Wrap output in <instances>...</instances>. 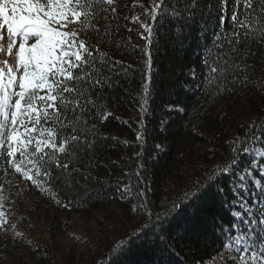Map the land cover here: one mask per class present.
<instances>
[{
  "label": "trees",
  "instance_id": "16d2710c",
  "mask_svg": "<svg viewBox=\"0 0 264 264\" xmlns=\"http://www.w3.org/2000/svg\"><path fill=\"white\" fill-rule=\"evenodd\" d=\"M159 2L118 0L119 19L111 21L112 35L100 50L119 63L115 72L106 73L110 85L89 89L96 107L82 117L84 132L77 134L88 144L74 146L68 169H75L74 174L44 184L55 199L27 181L36 191L35 211L45 206L49 236L42 238L44 243H29L14 235L9 254L0 252V264L7 256L18 258L12 264H31L24 254L34 264H209L239 231L248 229L244 209L255 207V197H261L254 181L241 182L248 169L261 176L251 151L239 155V163L216 183L204 185L209 175L230 166L234 140L240 138L251 150L264 145V140L247 139L252 124L264 131V18L253 38L236 45L238 55L224 38L232 25L230 20L219 23L217 0H199L195 20L170 15L184 10V0H167V12L153 21L144 10ZM137 15L140 20L133 21ZM141 23L154 24L150 45L141 38ZM217 34L221 40L216 45L222 46L214 45ZM94 35L81 38L96 44ZM145 51L151 53L150 68ZM218 57L233 67L213 72ZM105 114L110 115L102 119ZM70 134L71 129L64 133ZM0 168L6 169L0 171V190L9 199L22 200L23 177L2 159ZM218 187L224 191L217 192ZM201 189L181 211L169 212L173 202L185 200V193ZM78 215L102 219L98 241L82 254L79 246L68 244L62 253L55 239ZM28 222L22 218L17 229H27ZM255 228L264 236V230ZM254 240L264 251V244L256 236Z\"/></svg>",
  "mask_w": 264,
  "mask_h": 264
},
{
  "label": "snow or ice",
  "instance_id": "6c2138e0",
  "mask_svg": "<svg viewBox=\"0 0 264 264\" xmlns=\"http://www.w3.org/2000/svg\"><path fill=\"white\" fill-rule=\"evenodd\" d=\"M166 3L167 0H160L153 4L151 11L145 9L144 14L157 21L161 12H167L164 8ZM217 3L221 13L219 23L222 25L230 20L232 25L231 33H224V38L231 52L239 55L236 45L242 42V38H253V33L260 27V19L264 18V0H217ZM118 6V0H0V30L6 27L7 52L14 59L13 65L5 61L0 67V159L25 181L49 192L53 199L55 193H51L50 188H44V184L55 182L65 174L73 175L75 169L72 173H68V169L70 157L75 155L74 146L88 144L87 139L81 141L77 133L84 132L81 125L86 122L82 117L96 107L89 89L110 85V76L106 73L115 72V65L119 63L111 61L100 50V45L112 35L111 21L119 19ZM198 7L199 0H184V10H173L170 15L175 18L185 15L187 20H195ZM207 7L211 9L212 5ZM132 20L138 22L139 15ZM141 27L144 29L141 38L150 45L154 24L141 23ZM93 33L96 44L81 38L82 35L91 37ZM220 40L221 35L217 34L214 45ZM14 47L16 51L13 54ZM145 55L149 57L146 66L150 68V51H145ZM231 58L229 56V60ZM220 59L222 57L215 61L213 72L218 69L224 73L233 67L229 60L221 64ZM143 104H147V100ZM108 115L105 114L102 119H107ZM250 127L252 132L247 136L248 140L253 143L264 140V131L259 126L252 124ZM69 129L72 134L65 136ZM141 138L138 134L137 139ZM233 145L230 166H224L218 172L214 170L215 174L209 175L204 188L216 183L220 175L232 171L239 163V155L251 151L240 138L234 140ZM60 156L68 162H63ZM0 171L6 169L0 168ZM57 172L60 174L57 175ZM129 190V187L125 188L126 192ZM201 191L203 189L185 193V200L173 202L169 212L181 211L197 199ZM223 191V188H217V192ZM260 195H264V189ZM56 202L59 203V200ZM261 205L257 212L244 209L243 215L250 217L245 220L249 229L233 238L234 245L232 242L225 245L236 253L222 257L228 264H264V251L257 252L251 240L252 236H256L264 244V236L251 227L256 225L264 230V201ZM7 224L5 214L0 212V229L6 228ZM12 227L15 228V225ZM249 252L251 255H248Z\"/></svg>",
  "mask_w": 264,
  "mask_h": 264
},
{
  "label": "rangeland",
  "instance_id": "374dc122",
  "mask_svg": "<svg viewBox=\"0 0 264 264\" xmlns=\"http://www.w3.org/2000/svg\"><path fill=\"white\" fill-rule=\"evenodd\" d=\"M0 32H2L3 35V39L0 40V49H2L0 50V67L4 66L5 61H7L9 65H13V56H10L7 52L8 36L6 27L3 30H0ZM15 51L16 48L14 47L13 54ZM251 154L255 157V161L253 163L254 168L259 170L261 176L254 174L252 170L248 169L243 174V179L245 182L248 180L254 181L258 187V191H261L264 189V145L253 147ZM19 182V192L22 194V200H18V198L9 199L8 195L0 190V197H3V199L0 200V212L5 214V218L8 221L6 228L0 229V252L2 255L9 254L7 251L11 247V238H14L15 233H19L20 236L25 237L29 243L39 240L41 243H44L42 238H48L49 236L45 206L40 204L39 209L35 211V207L38 203V200L36 199L37 196L35 188L25 180L23 181L19 179ZM261 201H264V195H261L260 198L255 197L253 201L255 207L250 205L246 206V208L250 209L252 212H256L262 206ZM24 217L27 221H29L28 223L30 227L24 230H18L17 227L20 224L21 219ZM101 220L102 219L96 217L95 215L88 218L78 215V218H73L70 220V226L62 235L59 236L60 238L55 239L54 246L62 253L66 244L76 247L79 246L77 250L79 254L87 252L93 247V243L95 245V243L98 241L95 235L101 228L99 226ZM13 225H15V228L12 227ZM251 227L255 228V225H252ZM248 229L239 231L236 237ZM251 240L255 243L254 236L251 237ZM232 243L234 245L235 241H232ZM255 250L259 252L256 246ZM234 255H236V253L232 251L230 247H226L220 253L214 255L211 261H209V264H228V262L222 259V257ZM248 255H251V252H249ZM23 256H25L24 258H26V262L34 264V260L29 255L24 254ZM84 256L85 255H83V258ZM16 258L17 257L15 256H7L2 264H12V260L14 262H18V258ZM237 264H239V262H237Z\"/></svg>",
  "mask_w": 264,
  "mask_h": 264
}]
</instances>
